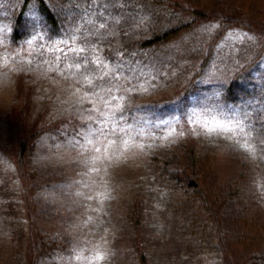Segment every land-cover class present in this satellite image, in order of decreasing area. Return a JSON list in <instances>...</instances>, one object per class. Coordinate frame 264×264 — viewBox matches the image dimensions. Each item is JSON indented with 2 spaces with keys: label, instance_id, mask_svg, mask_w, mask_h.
<instances>
[{
  "label": "trees",
  "instance_id": "obj_1",
  "mask_svg": "<svg viewBox=\"0 0 264 264\" xmlns=\"http://www.w3.org/2000/svg\"><path fill=\"white\" fill-rule=\"evenodd\" d=\"M8 1L13 2L15 24L11 35L14 39L20 37V25L29 28L25 15L32 11L42 41L51 47L79 45L83 49H78L79 53L86 51L87 59L98 56L105 61L107 69L105 65L101 68L112 76L116 72L111 67L116 64H135L162 56L196 26L212 19L221 25L227 23L228 27L244 28L264 46L263 23L252 27L250 22L252 0ZM131 15L149 19L151 28L147 26L150 29L145 36L131 38L128 34L124 20ZM209 51L208 48L202 54L199 65L205 63ZM260 54L257 51L253 59L235 70L220 90V101L239 109V118L248 124L246 130L253 140L264 134V106L255 114L248 111L251 108L248 99L264 100V68L259 67ZM200 87L204 89L209 85L193 83L187 89ZM28 111L26 101L18 111L21 130L25 128ZM82 113L78 105L60 113L45 111L27 126V131L12 128L9 145L1 150L12 168L6 185L9 192L3 194L16 191L0 198V248L8 239L7 213L14 209L22 211L29 219L27 244L32 249V259L28 264H69L78 249L76 212L80 205L69 191L68 176L71 165L78 163L77 152H73L77 147L75 143L87 131V120ZM237 135L215 131L193 142L190 138H177L142 150L139 156L148 164L154 180V188L149 190L163 195L151 199L148 193L143 194L141 204L135 203L120 216L117 230L108 243L111 250L108 264H149L146 254L149 243L165 249L164 258L169 264H208L204 253L208 246H204V239L208 237L205 232L210 230L216 232L217 238L213 240L219 248L228 250L227 238L232 237L231 245L241 250V258L236 250H228L225 262L219 264H264V222L260 221L264 211L259 196L254 195L256 189H252L259 163L237 146V139L232 141L231 137ZM253 140L252 147L259 155L264 151V144ZM55 153L64 156L62 165L54 159ZM212 156L230 160L223 163L228 171L220 188L207 185L197 171V167H204L202 163ZM235 159L239 163L236 170L229 168L233 167L231 160ZM55 190H59L57 194ZM158 226L164 227L165 234Z\"/></svg>",
  "mask_w": 264,
  "mask_h": 264
},
{
  "label": "rangeland",
  "instance_id": "obj_2",
  "mask_svg": "<svg viewBox=\"0 0 264 264\" xmlns=\"http://www.w3.org/2000/svg\"><path fill=\"white\" fill-rule=\"evenodd\" d=\"M252 2L249 16L252 27L259 22L264 26V0ZM11 8L13 2L0 0V151L4 145H9L8 135L12 128L27 131V126L45 111L60 113L78 105L87 120V131L75 143L77 147L74 145L78 163L71 165L68 176L69 191L80 205L76 212L79 244L69 264H108V251H111L108 243L117 230L120 216L135 203L141 204L143 194L148 193L151 199L163 195L157 190H149L154 188V180L148 164L139 154L155 143L164 144L177 138L196 141L197 137L212 133L204 128V124L209 127L227 124L231 131L216 132L238 134L236 138L231 137L232 141L237 139V146L259 163L255 177L252 173V189H256L254 195L259 196L264 211V163L261 161H264V151L255 154L253 139L246 130L248 124L239 118V109L220 101L223 83L235 70L253 59L257 51L261 52L259 67L264 68V46H260L254 34L237 26L228 27L227 23L221 25L215 19L205 21L180 38L169 51L167 49L168 53L135 64H116L111 67L116 72L112 76L105 71L107 64L101 58L96 56L88 60L86 51L80 54L81 46L51 47L42 41L32 11L25 15L29 28L20 25V37L14 39ZM124 22L131 38H141L151 28L149 19L144 16L131 15ZM208 48L207 59L201 66L199 61ZM75 64H80V68L77 69ZM103 65L105 70L101 68ZM198 71L200 74L196 75ZM193 83L209 87L187 89ZM26 101L30 113L21 130L18 111ZM248 101L251 114L264 106V100L256 97ZM256 139L253 141L264 144V134ZM125 141H128L127 146ZM3 155L1 151V199L16 191L3 194L9 192L6 185L12 172ZM222 157L212 156L202 163L204 167H197L210 187L214 184L213 188H220L225 181L228 170L223 163L230 160ZM54 159L62 165L64 156L55 153ZM231 161L233 167L229 168H239L236 159ZM6 217L8 239L0 248V264H28L32 259V249L27 244L29 219L17 209L11 210ZM260 221L264 222V215ZM158 229L165 230L163 226ZM205 233L208 237L204 239V246L208 248L204 253L208 264L224 263L228 250H236L235 253L241 256V250L231 245L232 237L227 238L226 250L219 248L213 240L217 238L214 230ZM147 248L149 264H169L164 258L165 249L160 245L149 243Z\"/></svg>",
  "mask_w": 264,
  "mask_h": 264
},
{
  "label": "snow or ice",
  "instance_id": "obj_3",
  "mask_svg": "<svg viewBox=\"0 0 264 264\" xmlns=\"http://www.w3.org/2000/svg\"><path fill=\"white\" fill-rule=\"evenodd\" d=\"M72 51H75V49H71ZM80 51H83V49H80ZM80 64H75V67L78 69L80 68ZM68 67H72V65H68ZM204 128L209 131V132H215L217 130H221V131H231V129L229 128V126L227 124H219L217 123L214 127H209L208 124H204ZM125 145H128V141L124 142ZM138 147H143L142 145H139Z\"/></svg>",
  "mask_w": 264,
  "mask_h": 264
}]
</instances>
